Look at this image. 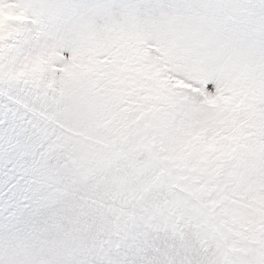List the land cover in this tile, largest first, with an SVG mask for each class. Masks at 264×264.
Segmentation results:
<instances>
[{
	"label": "snow or ice",
	"instance_id": "1",
	"mask_svg": "<svg viewBox=\"0 0 264 264\" xmlns=\"http://www.w3.org/2000/svg\"><path fill=\"white\" fill-rule=\"evenodd\" d=\"M0 13L9 107L63 90L110 134L179 151L186 180L165 205L170 219L195 222L221 248L241 243L237 264H264V202L236 199L249 174L264 173V124L249 129L241 109L213 99L242 75L264 80V0H0Z\"/></svg>",
	"mask_w": 264,
	"mask_h": 264
},
{
	"label": "rangeland",
	"instance_id": "2",
	"mask_svg": "<svg viewBox=\"0 0 264 264\" xmlns=\"http://www.w3.org/2000/svg\"><path fill=\"white\" fill-rule=\"evenodd\" d=\"M7 23L0 13V39ZM241 79L213 99L254 129L264 124V80ZM107 123L63 90L18 95L11 107L0 95V264H237L241 243L221 248L164 210L183 189V154L157 155L151 141L110 134ZM247 185L237 202H264V173Z\"/></svg>",
	"mask_w": 264,
	"mask_h": 264
}]
</instances>
